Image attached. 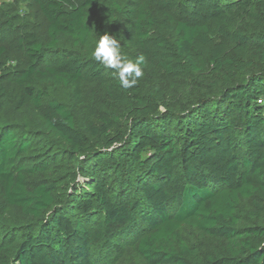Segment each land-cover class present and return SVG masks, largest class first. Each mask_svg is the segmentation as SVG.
Listing matches in <instances>:
<instances>
[{
  "label": "trees",
  "instance_id": "obj_1",
  "mask_svg": "<svg viewBox=\"0 0 264 264\" xmlns=\"http://www.w3.org/2000/svg\"><path fill=\"white\" fill-rule=\"evenodd\" d=\"M30 1L47 40L18 39L29 63L14 83L17 109L32 105L39 123H0V264H97L124 245L144 264H264V0ZM92 11L125 18L99 36L127 43L134 62L144 56L181 93L175 104L162 83L125 89L93 56H60L66 40L95 48ZM93 81L110 85L109 101L88 103ZM43 86L68 88L73 106ZM8 101L0 85V108ZM41 130L67 153L25 161ZM64 159L86 182L61 203L57 184L38 178ZM13 207L30 223L8 226Z\"/></svg>",
  "mask_w": 264,
  "mask_h": 264
},
{
  "label": "rangeland",
  "instance_id": "obj_2",
  "mask_svg": "<svg viewBox=\"0 0 264 264\" xmlns=\"http://www.w3.org/2000/svg\"><path fill=\"white\" fill-rule=\"evenodd\" d=\"M136 1L139 0H120V4L123 8L130 7ZM124 23L125 18L114 13L105 17L97 12H91L90 26H92L98 40L102 30L118 31L124 27ZM46 26L47 23L42 14L30 0H0V65L6 63V68L0 71V85L5 87L9 97V101L0 108V123H17L23 130L36 129L38 127V114L32 105H27L22 110L17 109L18 89L14 83V73L19 69L26 68L29 63L25 53L18 48V39L27 32H34L41 42H45L47 40ZM93 51L94 48L89 49L66 40L60 45L59 54L64 57L79 53L83 57H92ZM121 53L126 60L134 62L129 56V54L134 52L127 43L121 44ZM45 60L46 64L52 62L49 58ZM143 70L144 75L139 79L143 88L152 90L159 83H162L169 94L174 97L172 104H175L181 93H178L175 88L172 89L170 84L163 80L161 74L154 73L145 68ZM107 74L110 75L111 81L118 79L117 75L109 74V71ZM83 89L88 103H93L95 100H110V85L103 86L93 81L86 83ZM41 90L49 98L62 101L69 107H72L74 104L72 92L68 88L62 86H43ZM83 123V117L78 116L76 125L82 129ZM67 151L68 146L64 142L59 141L51 134L42 130L36 131L33 146L28 155L24 157V160L31 161V163H40L45 161V159L50 160L49 158L55 154L63 157ZM63 161L61 166L51 167L45 176H39L38 178H48L57 184L58 202L61 203L66 201L68 197L71 198L74 191L79 189V187L84 188L86 182V177L82 173L83 170H81V163L79 161L72 164H69L66 159ZM4 221L10 227L30 223V220L16 207L11 209ZM183 233L185 238L192 244L196 245L203 241L198 231H194L191 228H186ZM103 254L104 257L97 264H144L129 245H124L120 253L104 251Z\"/></svg>",
  "mask_w": 264,
  "mask_h": 264
},
{
  "label": "clouds",
  "instance_id": "obj_3",
  "mask_svg": "<svg viewBox=\"0 0 264 264\" xmlns=\"http://www.w3.org/2000/svg\"><path fill=\"white\" fill-rule=\"evenodd\" d=\"M92 55L95 61L105 68L114 70L121 87L125 89L135 87L144 75L145 57L139 56L135 62L126 60L121 53V45L115 35H100Z\"/></svg>",
  "mask_w": 264,
  "mask_h": 264
}]
</instances>
